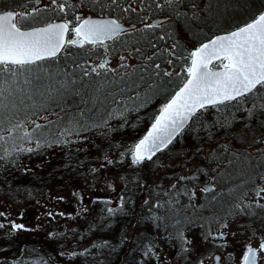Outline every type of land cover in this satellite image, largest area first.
Returning <instances> with one entry per match:
<instances>
[{"label": "trees", "instance_id": "16d2710c", "mask_svg": "<svg viewBox=\"0 0 264 264\" xmlns=\"http://www.w3.org/2000/svg\"><path fill=\"white\" fill-rule=\"evenodd\" d=\"M4 9L34 12L23 26L64 19L73 27L82 12L113 16L131 28L106 41V48L67 45L55 58L33 66L38 70L30 77L29 92L16 93L17 108L5 111L12 123L25 127L10 138L5 119L0 132L5 137L0 141V207L20 208L46 189L64 183L76 187L87 178L103 185L96 190L102 197L93 196L74 214L59 211L56 220L34 226L13 217L1 220L0 264H142L134 250L139 253L140 245L151 244L149 235L158 236L180 219L189 230L203 231L202 241L211 224L222 225L226 217L240 218L246 236L262 232L264 207L247 196L264 185V88L257 89L256 98L250 93L199 111L176 144L152 160L133 164L131 149L185 80L193 48L255 18L264 0H0ZM162 16L167 20L150 23ZM105 56L115 57L117 64L99 69ZM36 124L42 127L33 131ZM24 131L32 133L31 139L23 137ZM113 177L120 201L111 204L104 195L111 191L103 188ZM210 177L217 189L213 199L191 192ZM177 185L182 190L175 191ZM182 206L189 213L185 218L174 215ZM194 214L205 218L198 228Z\"/></svg>", "mask_w": 264, "mask_h": 264}, {"label": "snow or ice", "instance_id": "6c2138e0", "mask_svg": "<svg viewBox=\"0 0 264 264\" xmlns=\"http://www.w3.org/2000/svg\"><path fill=\"white\" fill-rule=\"evenodd\" d=\"M59 10L65 11L63 4L59 5ZM33 15L34 12L0 13V132L4 131L5 119L9 120L7 132L10 138L25 126L22 122L12 123L4 113L17 108L16 93L29 92L28 86L32 85L30 77L38 70L33 66L55 58L67 45L106 48V41L115 40L125 32L124 27L114 19L81 17L76 18L79 23L74 27H70L71 21L66 20L25 28L23 21ZM69 32L74 34V39H68ZM189 57L191 62L186 69L187 80L160 109L147 134L131 149L133 164L152 160L156 153L166 149L199 111L236 101L253 93L258 86L264 88V12L244 26L201 44L189 53ZM98 68L107 70V60L101 62ZM92 71L96 72L97 69L93 68ZM85 75L88 73L85 72ZM41 127L36 124L33 131ZM23 137L31 139L32 133L24 131ZM4 139L0 135V140ZM36 146H41L40 140H37ZM20 150L33 151L32 148ZM211 190L207 187L204 189L205 192ZM259 192H264V188ZM13 227L20 229L23 225L13 224ZM222 227H227V224ZM215 238L223 239L224 233H219ZM258 252H264V242L260 243L259 249L248 246L242 264H257Z\"/></svg>", "mask_w": 264, "mask_h": 264}, {"label": "rangeland", "instance_id": "374dc122", "mask_svg": "<svg viewBox=\"0 0 264 264\" xmlns=\"http://www.w3.org/2000/svg\"><path fill=\"white\" fill-rule=\"evenodd\" d=\"M113 58L114 63L111 64L116 65V59L115 57ZM252 94L253 97L256 98L260 95V91L255 90ZM173 144H176V138L170 145L174 146ZM163 164L165 165L166 163ZM81 176H83V174L78 175V178L81 179ZM90 181V178H87L84 183L82 181L78 186H76L77 188L73 187L71 184L65 185L64 183L62 186L55 187L50 190L46 189L44 193H42L37 199L32 200L30 203H26L25 206H22L20 208L17 205H11L9 207L6 204H3L0 207V214H2L0 216H3V214L8 212L7 217H9L10 219H12L13 217L15 219V222H18L23 218V216L26 215L27 218L25 219V221H22L26 222L28 226H34L41 225L47 218L54 219L60 216L56 213L55 215L51 214V212H55L57 210L65 211L66 213H68L67 215H69V213L74 214L76 213V211H69L64 206L71 204L75 208L82 207V204L88 203V201L93 196H95V194L97 193L96 190H99L100 185H103L99 182ZM118 183V179L113 177V179L109 181V184H106L103 188L105 190L110 189L109 191L111 192L108 193L117 194V196L112 195L113 199L110 200L111 204L120 201V197L118 196L119 188L117 189V191H114L117 188ZM204 185H210V188L212 190L205 192ZM261 188H264V185H262ZM180 190H182V186L177 185L175 191ZM216 190V188L214 189V181L210 177L207 180H204V182L193 186L191 192L197 196L203 194L206 195L207 193V196L211 197L210 199H213V192ZM258 192L259 190L257 192H254L253 196L247 197L251 199L256 198L254 200L264 205V192H259V195L257 194ZM79 193H81L80 198L75 197L76 194L79 195ZM199 201V199H196V204H199ZM52 206L54 208H52ZM185 206H182L180 210L177 209L174 215H179L185 218V216L189 214L187 213V207ZM189 208L191 210L193 209L192 206H189ZM193 218H195L196 220L195 222L193 221V223L195 226H197V228L200 225L201 221L205 219L204 216L198 218V215L196 214L193 215ZM225 219L227 220L222 225L227 224V227H222V225H220L219 223L213 222L211 224L212 228H209L208 231L209 237L206 236L208 238H204L203 241L201 240L202 237L200 238L199 236V234L203 233V231L189 230L188 226L190 224L184 227L182 219L177 222H173V224H170L171 228L164 229L158 234V236L155 235V237H151L149 235V242H151L149 246L140 245L141 247L139 253V249L134 250L135 261L137 263L141 262L142 264H213L214 261H212V255H214L215 253H219L220 258L218 264H242V258L248 246H256L257 249H259V241L264 237V228L262 232L257 235V237L248 235L246 236V233L242 231L243 227L241 225L242 223H240V218L233 219L226 217ZM180 221L182 225L180 224ZM147 224L150 225L151 221L147 222ZM156 226L160 227V224L157 222ZM133 230L137 231L135 228L132 229L131 232L133 234ZM221 232L224 233V238H215L218 237L219 233ZM181 233L188 238H182L181 240ZM176 238L178 239V241L176 240ZM185 241H190V243H186ZM214 243H217L218 245L219 243L221 244L219 245V247L212 249V244ZM155 245H157L156 249ZM177 245L179 246V249ZM257 264H264V252H258Z\"/></svg>", "mask_w": 264, "mask_h": 264}, {"label": "water", "instance_id": "95a60500", "mask_svg": "<svg viewBox=\"0 0 264 264\" xmlns=\"http://www.w3.org/2000/svg\"><path fill=\"white\" fill-rule=\"evenodd\" d=\"M5 11H11V10H5ZM5 11H1L0 13H2V12H5ZM262 12H264V10L262 11ZM260 14V13H259ZM258 14V15H259ZM80 16L82 15L81 13L79 14ZM257 15V16H258ZM83 18H91V19H114V20H116L114 17H111V16H91V15H86L85 17H83ZM166 18L165 17H158V18H155V19H153L152 21H151V23L152 24H158V23H160V22H162V21H164ZM253 20V19H252ZM252 20H250V21H248V22H246V23H249V22H251ZM116 21H118V20H116ZM63 22H65L64 20H54V21H51V22H48V23H63ZM119 22V21H118ZM48 23H45V24H42V25H36V26H32V27H42V26H45V25H47ZM79 23V22H78ZM77 23V24H78ZM123 27H124V29L126 30V29H128L129 27H130V25L129 24H124V23H121V22H119ZM246 23H244L243 25H241V26H244ZM241 26H238V27H241ZM32 27H28V29H30V28H32ZM238 27H235V28H232V29H230V30H228V31H226V32H221V33H217V34H214V35H212L210 38H208V39H206V40H204V41H202L201 43H199L195 48H194V50L196 49V48H198L199 46H201V44H203V43H207V42H209L211 39H214L215 37H217V36H220V35H226V34H228L229 32H231V31H234V30H236ZM75 38V37H74ZM74 38H71V39H74ZM193 50V51H194ZM105 60H107V58L105 59ZM191 62V61H190ZM188 78V77H187ZM187 78H186V80H187ZM185 80V81H186ZM184 81V82H185ZM183 82V83H184ZM183 83L172 93V95L168 98V100L173 96V95H175V93L179 90V88L183 85ZM168 100L166 101V103L168 102ZM159 113H160V111L156 114V116H155V118L159 115ZM155 118H154V120L152 121V123H151V125L155 122ZM151 125L148 127V129L146 130V132L144 133V135L140 138V139H142L146 134H147V132L150 130V128H151ZM138 142H139V140H138ZM137 142V143H138ZM205 186V188L207 187V188H210V185L208 186V185H204ZM261 242H264V239L263 240H261L260 241V243ZM253 248H256V247H253ZM217 258H220V255L218 254V253H216V254H214V256H213V259H214V263L213 264H218L219 263V259H217Z\"/></svg>", "mask_w": 264, "mask_h": 264}, {"label": "flooded vegetation", "instance_id": "af4514ba", "mask_svg": "<svg viewBox=\"0 0 264 264\" xmlns=\"http://www.w3.org/2000/svg\"><path fill=\"white\" fill-rule=\"evenodd\" d=\"M6 214H7V213H5V215H4V216H6ZM0 217H1V216H0ZM26 218H27V217H26V215H25V216H23V218H22V219L25 221V219H26ZM56 219H57V217H56V218H54L53 220H56ZM0 258H2V257H0Z\"/></svg>", "mask_w": 264, "mask_h": 264}, {"label": "bare ground", "instance_id": "6f19581e", "mask_svg": "<svg viewBox=\"0 0 264 264\" xmlns=\"http://www.w3.org/2000/svg\"><path fill=\"white\" fill-rule=\"evenodd\" d=\"M222 32H226V31H222ZM218 33H221V32H218Z\"/></svg>", "mask_w": 264, "mask_h": 264}]
</instances>
